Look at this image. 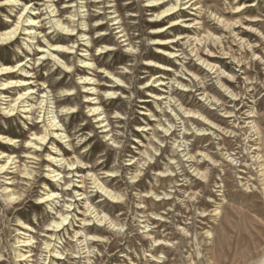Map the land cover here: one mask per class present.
Masks as SVG:
<instances>
[{
    "label": "rangeland",
    "instance_id": "rangeland-1",
    "mask_svg": "<svg viewBox=\"0 0 264 264\" xmlns=\"http://www.w3.org/2000/svg\"><path fill=\"white\" fill-rule=\"evenodd\" d=\"M4 1L0 0V31L13 29L27 4L32 3L29 9H37L40 7L33 6L34 3H43L18 0L21 6L11 9L3 5ZM51 1L55 4L56 18L75 29V36L69 42L58 41L66 32L49 23L54 15H47L42 7L39 25L42 28L33 35L36 39L29 40L22 32L14 42L0 45V69L23 63V69L30 72L27 80L35 82L8 91V96L13 97L10 99H16L20 92L35 89L30 98L34 110L29 119L23 113L13 117L5 115L9 98L0 96V134L19 141L15 146L0 142V152L14 159L9 169L0 173V264H19V252L29 251L35 256L29 264H52L53 254L49 252L54 247L64 254L57 264H264V170L260 171V165L252 158L260 153L264 165V0H205L208 5L217 6L228 20L235 18L231 5L254 4L239 16L243 25L232 36L217 24L211 11H204L200 17L212 33L222 38V49L233 51L226 59L218 48L212 50L215 63L229 76L231 83L226 86L239 95L236 102L222 88L217 75L192 54L187 40L177 43L174 39L176 43L171 45L180 53L178 58L169 57L170 63H164L172 69L164 87L146 78L149 58L145 55L156 54L154 44L158 41L155 40L172 39L186 32L180 24L170 34L153 35L154 10L160 13L167 4L147 8L149 0H105L103 4H98L99 0ZM110 2L114 3L115 10L121 9L118 15L131 38V48L126 47L130 42H121L118 31L114 30L116 27L110 22L109 13L114 11L108 9ZM84 6L88 7L80 9ZM192 14L190 10L180 13L193 19ZM69 19L74 22L68 23ZM253 20L257 22H249ZM100 23L104 25L98 27ZM169 23L166 20L160 27H167ZM190 32L204 34L201 29ZM83 33L88 36L81 37ZM101 34H108L110 40L96 44ZM241 38L250 43L249 47L245 44L243 52L239 51ZM44 40L51 45L74 47L73 54L57 56L70 63L69 74L51 56L41 60L43 53L38 46L45 47ZM83 53L86 56L81 58ZM232 54L242 59L241 66L230 57ZM80 58H90L94 66L85 69ZM183 67L198 78L184 76L187 72ZM148 69L154 70L148 76L158 72L155 68ZM88 75L97 80L92 87L97 88L95 98L105 112L104 125L92 116L86 103L89 94L81 79ZM180 78L185 79L181 83L183 87L175 83ZM68 90L75 95L65 97ZM205 91L208 100L201 96ZM45 92L49 94V101L44 107ZM154 95L166 99L156 101L152 98ZM213 97L219 100L217 105ZM221 105L237 111L247 105L246 111L251 109L256 114L251 121L256 122L259 134L250 130V126L243 128L245 122L238 125L234 118L226 119ZM47 107V111L52 109L58 117L68 139L49 142L39 151L28 149L29 138L44 134V124L39 122ZM186 110L200 111L222 129L235 127L238 132L235 136L213 130L211 135L201 136L206 131L200 132L204 127L197 119L202 118L188 116ZM248 117L246 112L243 121ZM142 129L148 131L142 132ZM53 145H58L61 159L81 162L73 172L62 165L63 179L59 182L48 179L45 171L49 165L47 156L55 152ZM199 153L209 155L216 162H207L201 157L196 160L205 179L194 173L193 163L186 157L187 154L197 157ZM7 162L8 158L0 160V167ZM78 172L82 179L76 177ZM93 174L109 192L121 197L119 203L101 194L89 178ZM82 181H85V200H80L76 190ZM7 186L19 198L15 203L5 198L3 190ZM50 191L60 195L58 200L52 206L39 205L40 198ZM86 203L103 212L117 227L108 222L101 227L104 233L94 231L100 227L94 216L86 213ZM70 204L75 206L70 209ZM68 213L71 216L66 230L51 241L47 230L51 229L52 221ZM83 219L88 221V226L83 224ZM21 222H26L32 230L19 235ZM78 230L82 231L81 242L74 237ZM94 236L105 240L93 243ZM30 237L34 241L29 249L19 247L18 241ZM160 243L163 245L158 246ZM47 244L52 245L50 250Z\"/></svg>",
    "mask_w": 264,
    "mask_h": 264
},
{
    "label": "bare ground",
    "instance_id": "bare-ground-1",
    "mask_svg": "<svg viewBox=\"0 0 264 264\" xmlns=\"http://www.w3.org/2000/svg\"><path fill=\"white\" fill-rule=\"evenodd\" d=\"M41 4L38 3H34L33 6H39L40 8H45V10H47V12L49 14L47 15H54L51 16L50 22L49 23H53L54 27L58 30H61L63 32H66L63 34V37H60L58 39V41L67 43L69 42L74 36V32L75 29H70L67 25H65V23L61 20L56 18L57 16V11L54 8L55 4H51V0L50 1H45V0H40ZM105 0H99L98 4H103ZM71 3V0H70ZM113 2L109 3L108 9L113 10L115 8V6L113 5ZM147 8H161L162 6H165L166 4L168 5V7L160 12L157 13L154 10V14L152 16V22L154 24L153 27H155L154 30V34L156 35H162L165 32H168L167 34H170V32H173L174 30H178L179 28H177L180 24H183V28L186 31L185 33L179 34L177 37L175 38H170L168 37L167 39H159V40H155L158 41L157 43H155L154 45H156V54L154 53H148L145 55V57L149 58L147 60L146 66L148 68H155V70H158V72H156L154 75L152 76H148L149 74L153 73L154 70L148 69V74L146 75V78H151V81H153L154 83L158 84L160 87H164L166 85V82H168L169 78L166 79V76H168L167 74L170 73L172 71V69L170 67H167V65H165L164 63H170V59L173 58H178L179 57V53L180 51H176L175 47L176 46H171L174 43H176L175 40H177V43L183 40H187V45L191 48V52L192 54L195 55V57L197 58V60L203 65L205 66V68H207L209 71L213 72L214 74L217 75L218 80L221 81V86L222 88H224V90L226 92H228V94L231 96V98L233 99V102L238 101L239 95H237L236 93H234V91H231L230 87L226 86V84L231 83L229 80V76H226L225 71L222 69H219L218 65L215 63L216 62V58H215V52H213L212 50H217L216 48H218V50H220L219 54H221L222 56L226 57V59L229 57V53H233L232 50H223L222 49V38L216 36L214 33H212V30L210 28H207L206 25H204L201 22L200 17L203 16L204 11H208L210 13L211 11V15L212 17L216 20L217 24L222 27L223 30H225V33H228L229 36H232V34L234 33V31L237 29V27L242 26V21L241 19H239V16L242 14L243 11H245L248 8H251L254 6V4H243V5H238V6H230L232 7L231 9H233V11L231 12L232 15L235 17L234 20H228L226 19L223 14L220 12V10L218 9L217 6H210L208 4L205 3V0H166V1H162V0H149L148 1ZM236 4V1L234 2V5ZM5 6L9 7V8H16L17 6H21L19 4L18 0H5L4 4ZM28 6L26 7V9L24 10L23 14L20 15L16 26L13 27V29L10 30H5V31H0V45H7L10 44L12 42L15 41L16 37L18 35H20L19 33L23 32V35L29 39V40H34L36 39L35 37H33V35H36L37 32L40 31V29L42 28V26H39L42 22L40 20V16H43V14L40 13V8L37 9H32L29 7L32 5V3L27 4ZM87 5H89V3H87ZM88 6H84L81 7L80 9H85ZM131 7V6H130ZM54 8V9H52ZM163 9V8H162ZM185 10H190L192 11V15L194 18L191 19L189 17L186 16H181L180 13H182V11ZM121 9H117L113 12H110L109 14L111 15V19L110 22H112L113 26L116 27L114 30H117V34L120 36L119 39H121L122 43L127 44L128 42H130L128 44V46H126L127 48H131L132 47V41L131 38L129 37V34H127V30L124 28V24L121 22L120 20V15H118L120 13ZM75 17V15H71V18ZM166 20H170V23L167 27H160L161 23L165 22ZM44 21V20H43ZM68 23L70 22H74L71 19H69L67 21ZM250 23H254L257 22V20H253V21H249ZM85 24V23H83ZM82 24V25H83ZM122 24V25H121ZM104 24L100 23L97 26L98 27H102ZM203 25V26H202ZM201 26V27H200ZM251 30H253L252 27H248ZM191 29H194L195 31H197V29H201L202 33H204L203 35H199L198 34H194L193 32H190ZM188 31V32H187ZM83 32V30H82ZM41 34V33H39ZM81 37L86 38L88 35L87 34H80ZM108 34H101L100 38L98 39V41H96V44H102L106 41H109V35L106 36ZM164 35V34H163ZM178 38V39H177ZM239 38V36L236 37V39ZM175 39V40H174ZM242 41V38L240 39ZM90 42H88L89 44ZM43 45H45V47L42 46H38L39 47V52L43 53L40 54L41 60L46 59V57H52L54 59V61L57 62V65H59L65 70L66 74L70 73V69L71 66L69 65V62H63L60 58H58L57 56L60 54L62 56H67V55H71L73 54V50L74 47H69V46H65V45H51L48 43V41L44 40V42H42ZM245 44H247L246 46L249 47L250 43L249 41L244 42L242 41V45H240L239 51L243 52V47H245ZM74 46L76 45L75 43L73 44ZM30 49V46H27ZM47 48L46 51L44 52L43 49ZM177 48V47H176ZM110 51V50H108ZM112 51V50H111ZM56 52V53H55ZM162 55V56H161ZM84 56H86L84 53L80 56L81 58H83ZM170 59H167L169 58ZM234 62H236L238 65H242L243 61L242 59H238L234 54H232L230 56ZM80 58V63L84 64V66L86 67L85 69H89L92 66H94V64L92 63V60L90 58L87 59H81ZM21 67V68H20ZM25 66L23 65V63H20L19 66L16 67H10V66H3L0 69V96H6V97H2V98H9L7 99V101H9L10 103L7 104L8 107L5 108V112L4 114L7 115L8 117H13L15 116L17 113H23L25 117V119H29L31 114L33 113L34 110V104L30 101L31 96L34 94V90L35 89H27L24 92H20V94L18 95V97L16 99H10L13 98L12 96H8L9 94V90L10 89H18V88H22L25 86H31L33 85L35 82H32V80H27L29 79L30 76V72H28L26 69H23ZM184 69H186V75L183 74L184 76H189L193 75V73H191L187 67H183ZM16 71H20L21 74H16ZM247 75V74H246ZM113 76V75H112ZM198 78L195 74L192 76V78ZM115 78V77H114ZM4 79H6L4 81ZM83 81V84L85 85L83 88L86 90L85 92H87L89 95L86 96V98L88 100H86V103H88V108H90V112L92 114V116H94V118L97 120V122L100 125H104L105 121L103 120L105 118V112H103L102 109V103L99 102V99L95 98V92L97 91L96 87H92L94 85V83H97V80L94 79V77H90L85 76L81 79ZM117 80V79H116ZM179 80L181 82H179ZM93 81V83L91 84V82ZM119 81V80H117ZM222 81L225 82V84L222 83ZM246 81H250L249 78L246 79ZM120 82V81H119ZM90 83V84H89ZM176 84H179V86L183 87V83H185V79L180 78V79H176L175 80ZM182 83V84H181ZM250 85V84H249ZM252 85V84H251ZM186 88V87H184ZM92 91V92H90ZM43 102L44 103V107L48 104V98H49V94L47 92L43 93ZM75 95V93L71 90L66 91L65 97H73ZM201 96L203 98L207 97V100L209 99V96L207 95L206 91L204 93L201 94ZM154 100L159 101V100H165L166 98L161 96V95H154ZM156 98V99H155ZM98 100V102H96ZM76 101V100H74ZM212 101H214V103L218 104L219 100H217L216 98H212ZM216 104V105H217ZM220 108H222V112L224 114V117L226 119H235V123L238 125H243L245 122H248L247 126L243 125V128H247L248 126H250V130L254 131L255 134H259V129L257 128L256 122L255 121H251V119L256 118V114L253 110H249L246 111L247 109V105H244L242 107V109L240 111L237 110H233L228 108L226 105H221ZM49 110V107H47L46 112L43 115V120H41L39 123L44 124L45 127V131L44 134L42 135H38V134H34L31 138H29L30 140L27 142L28 149H36V151L42 150L41 148L45 145V144H49V142H55V141H65L68 139V136L65 135V133H63L62 130V126L60 125V122H58V117H56L54 114V111L51 109V111H47ZM71 110H75V108H70ZM181 110H183V107H181ZM101 111V112H100ZM246 112H249V117L248 118H244L243 121V117L246 114ZM186 115L188 116H195V117H199L202 118L201 120H198V124L201 125L202 127L206 128L202 131L205 132L204 134H200L201 136H206V135H211V132L214 131H221L223 133L226 134H230V135H235L237 134L238 130L236 131L235 127L233 129H222L221 127H219L216 123L211 122L210 119H208V117H205L202 113H200V111H187L185 112ZM242 121V122H241ZM36 127V125H34ZM104 127V126H103ZM106 128V127H105ZM242 128V129H243ZM148 130L142 129V132H146ZM166 132H169V130H166ZM198 135V136H200ZM0 142H3L4 144L8 145V146H15L19 141L18 139H14V138H10L7 135H2L0 134ZM58 145H53V149L55 150V152H51L47 157V162L49 163V165L46 166V177L48 179H52L54 182H59L63 179L62 177V172H60V169H62L61 167H63L62 165L66 166V168L68 167L69 171L73 172V168L76 165H81V162L76 161H67L64 158L61 159L60 155H58ZM255 151H259L260 148H255ZM5 152H0V160H3L4 158H8V162L5 165H2L0 167V173H5V171L7 169H9L10 165L13 164L14 159L11 156H7L5 155ZM186 157L188 158V160H190V162H192V168H194V173L197 174V176L201 177V178H206L205 174L201 173L200 169H199V165L197 164V159L198 158H202L205 159V161L207 162H212L214 164H216V162L213 161V159L205 154V153H199L197 157L195 156H191L190 154H187ZM253 159H255V162L260 165L261 170H264V165L262 164L261 160H262V155L260 153H255V155L252 157ZM230 159V158H229ZM232 160V159H231ZM81 168V167H80ZM72 173H70L71 175ZM78 174V176H76L79 179H82L83 176L78 172L76 173ZM262 176L264 177V172L262 174ZM89 178H91L90 180H92L93 185L96 186V188L101 192V194L103 196H106L107 198H109L110 200H112L113 203H119L121 197L120 196H115L113 195L111 192H109L105 186H103L102 184L99 183L98 178L95 174L89 176ZM137 178V177H135ZM84 184L85 181L80 182V187H77L76 190L77 194H79L78 196H80V200H85V191L83 190L84 188ZM9 185V184H6ZM10 187H5L4 188V195L5 198L7 199V201L9 203H15L17 199L16 195L13 193V191L10 193ZM65 191H68L67 189ZM60 195L56 192V191H50L48 192L46 195L42 196L40 198V203L41 204H47L48 206H52V204L58 200V197ZM78 200V201H80ZM75 205L74 204H70L69 207L70 209L73 208ZM85 211L86 213H88L89 215H93L95 221L97 222V224L99 225L98 227H100V229L98 230H94V229H89L90 231L94 230L100 233H104L105 230L103 228H101L103 225H107L108 222L110 221V219L108 218V216L104 215L103 212L99 213L98 210L96 208L89 207V205L85 206ZM79 215H83L85 216V214L79 213ZM71 213H68L66 216L64 215H60V218H58V221L53 220L52 223L53 225H50L51 229L47 230L51 236V241H53V239L57 240V236L59 232H62L64 230H66V226L69 223V219H70ZM79 217V216H76ZM83 224L85 226H88L87 223L88 221L86 219H83ZM111 226L117 227V225L111 221L109 222ZM32 230V228L26 223V222H21V226H20V232L19 235H25V233L27 234V232H30ZM75 239L77 240V242H81L82 240V231L78 230L75 233ZM104 238L101 236H94V239H92L91 241L93 243H100V242H104ZM34 241L33 237H30L28 239H25L23 241H18V243H20L21 245L19 247H24L29 249L32 246V242ZM159 243V242H156ZM163 245V243H160L158 246ZM52 247L51 244H47V249L50 250ZM59 250V248H58ZM33 251H29L26 254H22L21 252H19L18 258L19 264L25 263L29 264L28 262H30V259L35 258V256H33ZM49 253H52V259H50L51 261H53L52 264H57L56 261H62L63 260V256L64 254L62 253V251H57V248L54 247L53 250H51ZM80 253V252H79ZM57 257V258H55ZM2 261V260H1Z\"/></svg>",
    "mask_w": 264,
    "mask_h": 264
}]
</instances>
